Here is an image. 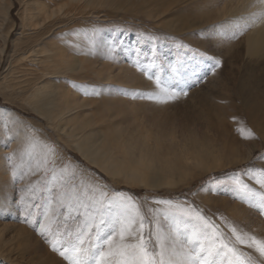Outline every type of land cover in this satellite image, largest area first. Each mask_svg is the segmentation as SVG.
Masks as SVG:
<instances>
[{"label": "rangeland", "instance_id": "rangeland-1", "mask_svg": "<svg viewBox=\"0 0 264 264\" xmlns=\"http://www.w3.org/2000/svg\"><path fill=\"white\" fill-rule=\"evenodd\" d=\"M28 1L0 0V133L8 135L1 148L6 161L0 169V264H67L52 242L75 233L85 221L83 209L57 203L53 163L36 170L45 149L32 148L35 140L54 149L56 174L67 166L78 192L91 185L100 190L97 197L100 192L109 200L121 193L131 196L152 221L146 224V238L158 224L183 239L195 223L179 213L165 218L166 205L157 200L198 209L227 235L225 221L264 238V215L218 183L240 173L259 190L243 173L264 169V159H258L264 157V57L246 56L254 24L236 39L216 35L218 26L230 28L232 21L257 11L253 0H97L92 6L81 0L83 11L63 17L52 39L65 47L55 70L62 75L46 78L40 92L21 94L20 81L37 67L19 60L33 35L25 14ZM60 5L68 13L67 3ZM76 40L84 47L75 54ZM173 67L179 72L173 74ZM141 69L173 80L181 94L166 102L148 99L159 90ZM47 91L72 94L82 116L56 123ZM82 122L90 128L87 136L98 132L88 142L79 132ZM241 127L255 138H242ZM14 131L22 136L16 143ZM192 140L196 147L189 151ZM115 213V208L109 211Z\"/></svg>", "mask_w": 264, "mask_h": 264}, {"label": "snow or ice", "instance_id": "snow-or-ice-1", "mask_svg": "<svg viewBox=\"0 0 264 264\" xmlns=\"http://www.w3.org/2000/svg\"><path fill=\"white\" fill-rule=\"evenodd\" d=\"M251 7L257 11L247 18L232 21L230 28L218 26L216 35L224 39H236L248 27L264 21V0H253ZM241 19L244 21L243 24ZM84 36L90 43H94V39L88 34ZM214 63L217 67L220 65L219 60H215ZM148 67L151 69L152 65ZM141 70L150 80L154 79L159 90L158 94L149 95L148 99L166 102L181 94L175 90L173 80L166 81L158 75L150 74L147 69ZM171 72L176 74L179 69L173 67ZM182 94L187 95L186 92ZM133 98H136L135 94ZM238 131L241 132L242 138H255L250 129L241 127ZM38 144L45 151L36 162V170L39 171L42 167L47 170L49 162L53 163L52 182L60 189L56 198L57 203L61 207L67 206L77 211L83 209L85 216V221L78 231L61 235L60 239L52 242L53 251H57L67 264H264V238L225 221L224 227L231 233L227 235L200 210L185 207L179 202L155 201L156 204L166 205L163 212L165 218L179 213L194 221L190 234L181 239L178 231L175 235L166 233L157 224L154 230L148 231L146 238V224H151L152 221L147 220L131 196L121 193L109 200L106 193L100 192V196L97 197L96 193L100 190L91 185L83 192H78L77 186L71 184L72 174L69 173L67 166L61 170L60 175L56 174L54 149L43 145L39 140L33 141L32 148ZM243 175L254 181L259 190L246 183L240 173H233L227 180H220L218 183L227 184L239 193L241 202L258 209L260 214L264 215V169L249 168ZM81 187H84L83 182ZM105 206L108 211L105 210ZM112 208L116 209L114 215L109 214ZM151 211L154 216L158 215L155 210Z\"/></svg>", "mask_w": 264, "mask_h": 264}, {"label": "bare ground", "instance_id": "bare-ground-1", "mask_svg": "<svg viewBox=\"0 0 264 264\" xmlns=\"http://www.w3.org/2000/svg\"><path fill=\"white\" fill-rule=\"evenodd\" d=\"M96 1L97 0H90L88 5L92 6V5L96 4ZM62 2L67 3L66 8H70L68 10V13H66V14L62 13L63 9L60 5V4H62ZM76 2H78V3H76ZM80 3L82 4L81 0H30V1H28L27 8L25 10V14L28 17V20H27L28 26L27 27L30 31V34H33V35H32V37L28 38V40L24 44L23 48H25L26 50H25V52L21 53L19 60H21L22 62H23V60L24 61L25 60H27V61L31 60L32 63L35 66L37 65V67L40 69H37V67H33V69H35L34 71L29 70L25 73V77H29V79H25V80L22 79L20 81L21 85L23 87L22 88L23 92H22V89L20 90L21 94H25V92L28 90H32L33 93L40 92V90L45 86L44 80L46 78H50V77L56 76V75H62L60 73H56L55 70H57L59 68L58 63H59L61 57L63 56L64 52H65V47L61 46L60 43L53 42L52 39H53V37H55L57 35L56 34L57 29L61 28V25L63 23V17L65 18V16L69 13H72L73 15H75L77 12L81 13L83 11L80 8H84V5L83 4L81 5ZM73 5H75V6H73ZM46 39H49V40L45 41ZM76 42L79 44V47H77V49L75 47V54L80 53L82 51V48L84 47L82 41H81V43H79V41L76 40ZM246 42H247L246 56H248V57L251 56L252 58L253 57L254 58L264 57V21L258 22V23L253 25L252 31H250V34H248L246 37ZM3 51L4 50H2L1 53H3ZM42 58H45V59L42 60ZM22 62H20V63H22ZM23 77H24V74H23ZM60 84H62V83H60ZM72 96L73 95L70 94L67 97V96H64L62 94L56 93L54 91H50V92L47 91V93L45 94L46 98H50V103L47 105H49L53 108V116L51 117V119H53L56 123L60 124L65 119H69L72 122L74 119L82 116L78 111V108L80 107V103L78 102L77 98H75L74 96L72 97ZM42 110L44 111V113L46 115L47 114L51 115V112L49 110H46V107H43ZM9 115L10 114L8 113V117L11 118V116H9ZM84 123L85 122H82V123H79L77 125L80 126V128H79L80 134L82 136L86 137V141L88 142V138L93 137L92 133L97 135L98 132L92 131L87 136V131L90 128L87 126H84ZM113 126H114L113 124H108L107 127L111 128ZM2 132H3V129H2ZM73 132L75 133V129ZM1 136L2 137L0 140V169H1L2 163L4 161H6V160H3L5 158V156H3V154H5V153H1L2 152L1 148L7 144V142L5 141L6 140L5 138L8 135L7 134L6 135L1 134ZM20 136H21L20 131L19 132L14 131V133H13L14 141L13 142L16 143V141H19L18 139ZM21 143L22 142H20V144ZM88 144L90 145V147H92V145L90 143H88ZM194 147H196V141L192 140L187 145V148L189 151H191V150H193ZM8 153H9V151H8ZM9 156H10V153H9ZM159 160H162V159L160 158ZM17 161H19V160H17ZM170 165L171 164L166 165L165 167H169ZM4 169L7 170L6 168H4ZM135 171H138L141 174V172L139 170H134V172ZM5 173H7V172H5ZM152 175H154L153 179H154L155 183L159 182L160 179L155 174H152ZM1 177L3 179L4 175L2 176V173L0 171V178ZM5 177H6V175H5ZM131 179H133L134 181L138 180L137 177L131 178ZM0 193H2V192L0 191ZM1 199L2 198L0 196V204H3L1 202ZM6 202H7V200H6ZM7 203H4V206H9L8 205L9 203L8 204ZM1 231L2 230H0V233H1Z\"/></svg>", "mask_w": 264, "mask_h": 264}]
</instances>
